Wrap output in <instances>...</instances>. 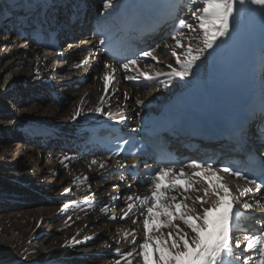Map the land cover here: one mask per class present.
<instances>
[{
    "label": "bare ground",
    "instance_id": "1",
    "mask_svg": "<svg viewBox=\"0 0 264 264\" xmlns=\"http://www.w3.org/2000/svg\"><path fill=\"white\" fill-rule=\"evenodd\" d=\"M86 1L96 4L100 0H0V82L4 80V86L10 87L7 92L0 91V104L8 96L16 100L23 92L41 89L38 84L42 87L40 92L45 94H39L36 102L23 104L24 114L17 110L19 121L30 134L24 138L25 142L0 147V159L8 161L0 168V201L22 202L21 197H26L33 203L46 198V202L33 208L22 207L20 203L0 206V264H128L129 261L143 264V258L137 253L146 238L150 260H153L157 242L171 229L160 228L159 222H154L146 237L143 220L147 212L145 209L140 214V200L133 201L134 210L129 219H120L122 209L127 207V196H150L147 186L150 179L129 175L132 166L138 167L140 162L107 158L90 145L88 138L96 127H117L128 132L135 129L133 132H136L144 120L192 109L204 94L209 75L220 72L214 64L223 61L236 45L233 34L255 39L264 37V14L253 6L238 18L233 30L218 42L219 46L214 45L202 55L197 62L199 67L185 80L174 78L167 87L160 81L147 84L141 71L149 77L161 75V81L167 82L171 71L167 65L177 67L176 57L171 53L175 51L181 59L185 58L184 50L176 49L171 37L180 19L194 26L198 24L188 3L183 4L174 27L167 25L152 38L138 43L132 40L130 49H122L126 62L138 61L135 66L129 65L130 70H125L102 52L99 36L113 33L112 19L106 16L128 9L139 0H113L115 7L108 9L102 3L99 14H92ZM95 25H101L104 32H93ZM182 32L185 46L190 41L194 51L202 46L193 41L196 32L188 28ZM48 33L59 42L56 51H42L41 38ZM152 49L158 62L142 57L143 51ZM105 64H111L115 72L106 69ZM95 69L103 77L106 73L109 75L107 92L104 79L100 82L98 75L92 73ZM92 76L94 81L86 85L77 83ZM135 80L138 83L132 85L131 81ZM260 84L264 95V75L260 77ZM96 107L102 111L96 113ZM77 108L81 109V115L74 120ZM181 143L185 146L187 142ZM45 147L49 152H45ZM42 156L49 161L42 163ZM93 160L97 163L92 164ZM117 161L128 168L120 167ZM101 163L106 167L101 168ZM175 171L179 172L176 168ZM211 179L214 183L226 184L237 195V187L244 189L228 178ZM176 183L183 185V181ZM62 184L65 186L60 188ZM198 187L200 184H195L183 194L194 200L201 194L194 190ZM260 196L251 191L241 199L252 202V197ZM239 211L245 213L243 208ZM248 212L254 215H243L240 223L246 229L236 234L242 240L241 248L245 246L243 235L264 223V209L253 207ZM133 219L137 223H132ZM175 223L184 227L178 221ZM130 251L134 255L129 257L126 253ZM248 254L252 264H257L258 253L245 252L244 258Z\"/></svg>",
    "mask_w": 264,
    "mask_h": 264
},
{
    "label": "snow or ice",
    "instance_id": "2",
    "mask_svg": "<svg viewBox=\"0 0 264 264\" xmlns=\"http://www.w3.org/2000/svg\"><path fill=\"white\" fill-rule=\"evenodd\" d=\"M186 2L192 17L198 21V24L194 26L186 20L180 19L178 25L175 26V35L171 38L175 41L176 49L184 50L185 58L181 59L180 53L175 51L171 53L176 57L177 67L167 65L171 69L167 74L168 80L167 82L160 81L165 87L174 78L183 81L189 77L194 68L199 67L197 62L201 60L202 55L213 49L214 45L219 46L218 42L233 30L238 18L242 17L246 11L255 6L264 14V0H186ZM110 6L115 7L113 0H105L104 8L108 9ZM79 7L77 5L78 9ZM185 28L197 33L193 41L202 43V46L195 51L191 47L192 41L187 46L182 43L184 39L182 30ZM100 43L105 44V41L101 40ZM154 51L155 49L145 50L142 52V57H151L152 60L158 62L157 56L153 55ZM137 63L138 61L135 59H128L126 63L121 64V67L130 70L129 65L135 66ZM105 68L115 72V68L111 64H105ZM137 70L139 71V69ZM140 75L144 76L145 80L151 79L142 71ZM103 79L107 92L109 75L106 73ZM127 79L134 78L127 77ZM94 111L100 113L102 109L96 107ZM80 115L81 109L77 108L72 118L75 120ZM127 143L128 141H123V144ZM123 144L119 147L122 148ZM129 155L134 154L129 153ZM65 159H69V157L65 156ZM96 163L95 160L92 161V164ZM117 163L122 168H128L120 161ZM100 167L104 168L106 165L101 163ZM136 167L133 165L132 169ZM186 167H194L201 171L188 176L185 173ZM179 168V172H176L174 164H166L158 171L152 172L150 184L147 185L150 188V196L141 198L129 195L126 197L127 207L122 209L123 215L120 219H129L130 213L134 210L133 201L140 200L142 205L139 210L140 214H143L145 209L147 212V216L143 220L146 237L150 225L154 222H159L160 228L171 229L163 240L157 242L153 260H150L148 252L149 239L146 238L145 242L140 245L141 251L137 255L143 258V264H240L241 259H243V264H252L251 255L244 258V253L251 251L258 253L257 264H264V223H261L259 229L243 235L245 244L243 248H241L242 240L236 235L238 231L246 229V226L240 223L242 216L245 214L254 215L248 210L253 207L264 209V203H261V200H264V191H262L264 190V179L257 183L255 179H249L239 169L231 166L214 165L195 160L188 165L181 163ZM218 173H226L237 179L246 180L249 186H254L257 191H262L261 196L259 198L252 197V202L241 199L246 193H250L252 188L237 187L235 191L238 195L234 194L226 184L213 182L211 179L213 177L216 181L222 180ZM179 180L183 181V185L176 183ZM195 184H200V187L194 190L201 194L193 200L190 195L183 193H188ZM130 187L131 185H129ZM114 199L118 200L119 197H114ZM240 208H243L245 213H241ZM177 221L184 227L181 228L178 223H175ZM132 223L135 224L137 221L133 219ZM133 244H135V240ZM126 255L130 257L134 253L130 251ZM128 264H132V262L129 261Z\"/></svg>",
    "mask_w": 264,
    "mask_h": 264
},
{
    "label": "rangeland",
    "instance_id": "3",
    "mask_svg": "<svg viewBox=\"0 0 264 264\" xmlns=\"http://www.w3.org/2000/svg\"><path fill=\"white\" fill-rule=\"evenodd\" d=\"M104 2H105V0H100L99 3L90 4L91 2L86 1L85 4H86L87 8H91L92 14H95V13L99 14L103 10V7L101 4ZM169 50H170V48H169ZM3 61H5V60H3ZM95 71H96V73H95ZM92 73H94V75H98L97 76L98 81L102 82L103 78H101V77H103V76H102L101 72H97V70L95 69ZM94 79H95V76H92L91 78L88 77V78L84 79L83 81H80L77 83L80 85L85 83V85H86L87 83L94 81ZM3 81L4 80H2L0 82V91H6L7 92V91H9L10 87H5L4 86L5 81L4 82ZM36 86L40 87L42 89L40 84H38ZM41 89H36V90H33L32 92H30V91L29 92H23V93H21V96H19L18 99H16V100L12 96H8L6 98V100L4 101V103L0 104V118L2 119V120H0L1 121L0 122V147L1 148H6V146L10 143H19V144L22 143L23 144L25 142L24 138L27 137V135H30L27 130H24L25 126L19 121V119H18L19 116L17 114V110L23 112V114H24V112H26V111L24 110L25 105L23 106V104L29 105V102H31V101L36 102L37 100H39V94H41V93H42V95L44 94V91L40 92ZM17 101L19 103H17ZM20 101H22L23 103L22 102L20 103ZM45 152H49L48 147H45ZM22 154H24V151H22ZM31 160H33V159H31ZM47 161H49V160L45 159V157L42 156V163H45ZM7 162L8 161L5 159H0V168L2 166H6L8 164ZM30 162H32V161H30ZM64 186L65 185L62 184V186L60 188H63ZM3 197H6V196H2L1 198H3ZM21 198H22V202H20L21 200L20 201L18 200L15 202L11 201L10 203H4V202L0 201V206L11 205V203H13V204L20 203L22 207L31 206L33 208V207H36L37 204L42 203L43 201L46 202V198L44 199L43 197H42L43 200H42V198H40L41 200H37L33 203H29L27 201L26 197H21ZM248 256H249V254H248Z\"/></svg>",
    "mask_w": 264,
    "mask_h": 264
}]
</instances>
